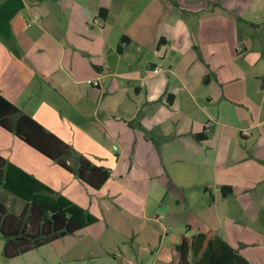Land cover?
I'll return each mask as SVG.
<instances>
[{
	"label": "crops",
	"instance_id": "crops-1",
	"mask_svg": "<svg viewBox=\"0 0 264 264\" xmlns=\"http://www.w3.org/2000/svg\"><path fill=\"white\" fill-rule=\"evenodd\" d=\"M22 1L11 38L0 34V94L71 147L62 157L70 169L1 125L0 154L98 218L75 234L104 222L100 215L149 219L147 190L138 187L154 177L141 181L132 174L138 165L176 184L215 187L216 202L237 200L233 219L264 226V0H145L128 34L130 0ZM159 20L166 30L157 42L150 23ZM132 45L151 52L150 66L138 67ZM137 155L145 160L136 166ZM82 159L109 171L103 186L80 179ZM223 186L233 194L223 197ZM199 232L218 234L181 229L178 243ZM133 243L122 264H143ZM178 243L168 253L160 243L149 263L179 264Z\"/></svg>",
	"mask_w": 264,
	"mask_h": 264
},
{
	"label": "rangeland",
	"instance_id": "rangeland-1",
	"mask_svg": "<svg viewBox=\"0 0 264 264\" xmlns=\"http://www.w3.org/2000/svg\"><path fill=\"white\" fill-rule=\"evenodd\" d=\"M130 2L126 8L125 34L133 31L131 23L134 21L135 26V15L145 10V0ZM196 3L198 4V1ZM177 6H174L172 11L173 21L179 18ZM193 20L197 19L194 17ZM162 24L164 23L160 20L150 23V32L152 37H157V42L161 33L166 30L165 27L162 28ZM128 50L133 60H137L138 67L150 66V51L136 52L133 45ZM135 158L136 166L142 158L145 160L143 155H137ZM137 167L133 169L132 174L138 176L141 181L145 180L146 175L154 177L149 186L138 187L139 190H147L150 203L145 215L149 219L134 211H120L117 216L100 215L104 222L96 224L94 228L75 235L69 234L13 258L4 257V240L0 232V264H122L123 254L133 252V242L134 254L137 255L136 251L139 254L138 262L148 264L153 257L151 252L155 251L160 243L168 248L164 250L166 253L170 252V249L174 250V244L181 241L178 230L192 234L204 231L207 227L212 228L219 236L228 237L237 249L251 252V260L254 262L252 264H264V236H257V231L264 226L246 217L245 220L233 219L238 210L236 199L230 198L220 204V198L218 202L213 198V192H217L215 187L204 191L203 187L189 182L185 185L176 184L167 174L163 173L164 178L155 176L156 171L148 165L143 169L140 166L141 170ZM219 193L221 194L220 190ZM0 199L9 211L14 213L20 214L25 204L23 199L8 192L1 185ZM139 205L140 203L136 202V206ZM142 229H146V232L142 233ZM138 243L144 248L143 251L138 247ZM135 255L134 261L138 258Z\"/></svg>",
	"mask_w": 264,
	"mask_h": 264
},
{
	"label": "trees",
	"instance_id": "trees-1",
	"mask_svg": "<svg viewBox=\"0 0 264 264\" xmlns=\"http://www.w3.org/2000/svg\"><path fill=\"white\" fill-rule=\"evenodd\" d=\"M22 7V0H8L0 5V34L6 40L11 38V19ZM107 12V9L101 8L99 15L105 18ZM126 39L129 38L124 36L123 41ZM0 125L41 154L57 160L64 168L70 169L62 157L69 153L71 147L55 134L46 131L36 119L23 114L16 104L2 94H0ZM203 136L196 134L198 139ZM76 173L94 189L103 186L110 175L107 169L94 166L87 159L81 160ZM0 185L25 201L19 214L9 211L0 199V232L4 240L3 252L6 258L20 256L54 240L75 234L98 221L92 213L67 197L57 195L54 190L7 161L1 154ZM233 190L232 186H223L220 192L223 197H228L233 194ZM176 247L180 254L179 264L250 263L218 234L210 232H199L193 238L184 237Z\"/></svg>",
	"mask_w": 264,
	"mask_h": 264
},
{
	"label": "built area",
	"instance_id": "built-area-1",
	"mask_svg": "<svg viewBox=\"0 0 264 264\" xmlns=\"http://www.w3.org/2000/svg\"><path fill=\"white\" fill-rule=\"evenodd\" d=\"M154 71H155L156 73H157V72H159V68H155V69H154ZM94 84H96V85H97V84H98V82L95 80V81H94Z\"/></svg>",
	"mask_w": 264,
	"mask_h": 264
}]
</instances>
